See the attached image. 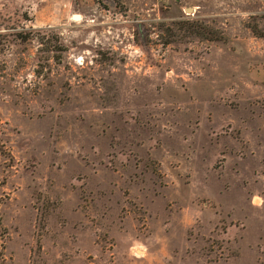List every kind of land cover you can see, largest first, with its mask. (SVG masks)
<instances>
[{
  "label": "rangeland",
  "instance_id": "obj_1",
  "mask_svg": "<svg viewBox=\"0 0 264 264\" xmlns=\"http://www.w3.org/2000/svg\"><path fill=\"white\" fill-rule=\"evenodd\" d=\"M0 264H264V0H0Z\"/></svg>",
  "mask_w": 264,
  "mask_h": 264
},
{
  "label": "trees",
  "instance_id": "obj_2",
  "mask_svg": "<svg viewBox=\"0 0 264 264\" xmlns=\"http://www.w3.org/2000/svg\"><path fill=\"white\" fill-rule=\"evenodd\" d=\"M176 28L180 31L183 32L185 36H190V35H195L199 37H203L206 39H217L221 38L219 36H214V37H207L206 34H210L211 31L208 30L204 25H201L200 23L197 22H189V21H179L176 23ZM251 30L255 33L256 29L252 26H250ZM170 41L167 40L165 43H169Z\"/></svg>",
  "mask_w": 264,
  "mask_h": 264
}]
</instances>
